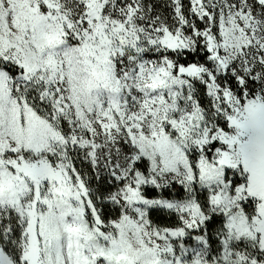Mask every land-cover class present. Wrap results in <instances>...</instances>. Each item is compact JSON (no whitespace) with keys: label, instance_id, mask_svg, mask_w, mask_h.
I'll use <instances>...</instances> for the list:
<instances>
[{"label":"snow or ice","instance_id":"snow-or-ice-1","mask_svg":"<svg viewBox=\"0 0 264 264\" xmlns=\"http://www.w3.org/2000/svg\"><path fill=\"white\" fill-rule=\"evenodd\" d=\"M0 264H264V0H0Z\"/></svg>","mask_w":264,"mask_h":264}]
</instances>
